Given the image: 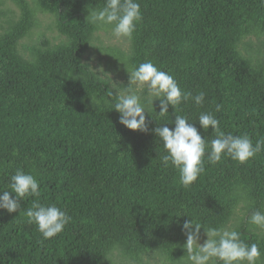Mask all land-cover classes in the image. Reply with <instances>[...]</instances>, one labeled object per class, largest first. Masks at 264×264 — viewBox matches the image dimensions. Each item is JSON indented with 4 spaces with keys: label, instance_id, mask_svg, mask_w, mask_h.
Masks as SVG:
<instances>
[{
    "label": "trees",
    "instance_id": "obj_1",
    "mask_svg": "<svg viewBox=\"0 0 264 264\" xmlns=\"http://www.w3.org/2000/svg\"><path fill=\"white\" fill-rule=\"evenodd\" d=\"M10 1L18 14L0 32V191L22 169L40 182L41 203H55L72 220L43 240L24 215L32 197L21 202L19 214L0 210V264H111L114 257L139 264L150 254L180 264L189 219L235 229L264 253V227L247 220L264 210V152L245 164L205 162V172L185 188L178 171L161 164L154 133L175 115L196 122L200 112H211L225 133L249 134L254 143L264 137V0H138L143 19L128 55L103 51L130 71L151 60L183 91L205 92L201 107L191 101L174 111L170 106L166 117L157 116L154 101L157 114L145 113L146 133L119 123L120 114L104 103L115 90L85 70L98 31L86 18L104 0ZM37 12L54 18L61 42L41 36L22 46ZM195 126L202 138H215ZM240 207L241 218L235 215Z\"/></svg>",
    "mask_w": 264,
    "mask_h": 264
},
{
    "label": "clouds",
    "instance_id": "obj_2",
    "mask_svg": "<svg viewBox=\"0 0 264 264\" xmlns=\"http://www.w3.org/2000/svg\"><path fill=\"white\" fill-rule=\"evenodd\" d=\"M142 19L138 0H104L102 7L89 12L86 23L99 30L110 26L114 38L130 41ZM85 70L95 81L103 84L104 75H97L91 67ZM128 74V86L115 96L112 91H108L110 99L104 101L120 114L119 123L128 130L148 131L145 113H150L149 110L155 112L153 104L156 100H159L160 108L158 114L155 112L158 117H166L170 106L174 111L182 103L191 101L201 107L205 102L204 91L196 95L183 91L171 74L157 68L151 60L135 66ZM221 107L216 105V111L219 112ZM196 122L205 132L211 129L215 138L210 141L202 138L195 126ZM196 122L190 121L188 116L175 115L174 120L154 129L155 136L162 143L163 151L159 156L161 164L177 170L179 183L185 188L193 185L205 172V162L215 166L222 158H230L238 164H245L264 152V137L257 138L254 143L249 134L225 133L220 128L219 119L211 112H200ZM168 124H174V127L170 129L166 126ZM7 187L9 190L0 191V210L19 214L21 202L32 197L31 207L24 210V215L29 224L36 226L43 240L58 236L71 222L72 217L55 203H41L40 182L33 174L17 168L10 176ZM247 220L251 225L264 227V210L253 211ZM182 227L186 235V244L183 246L186 254L178 260L180 264H257L264 255L258 243H245L240 238L241 233L235 229L206 227L191 219ZM202 228L207 239L201 245L198 241Z\"/></svg>",
    "mask_w": 264,
    "mask_h": 264
},
{
    "label": "rangeland",
    "instance_id": "obj_3",
    "mask_svg": "<svg viewBox=\"0 0 264 264\" xmlns=\"http://www.w3.org/2000/svg\"><path fill=\"white\" fill-rule=\"evenodd\" d=\"M0 32L6 29V21L9 17L15 18L18 14V9L13 5L10 0H0ZM36 27L32 31V34L21 42L22 46L28 45L30 42H36L41 36L48 39L53 44H58L62 41V37H59L55 27L54 18L48 14H41L37 12L36 14ZM252 46L257 47L256 40H251ZM130 43L126 38L117 40L111 35V28L106 27L103 30H99L94 34L93 39L90 43V48L86 51L84 57V62L87 63L97 75H104V79L109 82L112 89L117 92L121 91L122 88L127 87L129 84V74L130 70L125 66L124 62L118 61L114 56L107 54L108 51H103L107 48L117 50L123 53L125 56L129 53ZM100 68H103L101 73ZM237 217L241 218L243 215L242 208H238L235 214ZM207 239L206 236L200 237L198 243L203 244ZM114 262L111 264H120L119 260L114 257ZM126 264V263H122ZM132 264V263H129ZM139 264H168L164 262L162 257L158 254H150L143 256L141 263Z\"/></svg>",
    "mask_w": 264,
    "mask_h": 264
}]
</instances>
